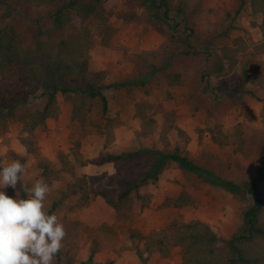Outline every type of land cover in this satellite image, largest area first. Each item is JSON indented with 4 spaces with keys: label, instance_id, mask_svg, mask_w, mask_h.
Returning a JSON list of instances; mask_svg holds the SVG:
<instances>
[{
    "label": "rangeland",
    "instance_id": "374dc122",
    "mask_svg": "<svg viewBox=\"0 0 264 264\" xmlns=\"http://www.w3.org/2000/svg\"><path fill=\"white\" fill-rule=\"evenodd\" d=\"M188 2L192 34L180 25L176 36L162 20L153 18L144 0H102L106 22L88 20L93 40L88 69L96 76L104 73L106 116L114 120L105 135L93 126L105 125L99 101L89 103L86 116L92 126L88 123L82 128L73 120V105L81 98L77 92L58 94L49 116L30 129V116L44 108L46 98L30 95L7 69L0 81V105L14 115L0 118V165L19 160L26 166L21 183L31 187L42 180L40 160L59 171L58 154L77 149L88 163L76 175L97 176L95 189H113L119 198L152 165L153 158L142 153L129 161L101 164L99 155L180 147L195 163L223 178L243 182L260 174L258 188L264 198V13L251 5L252 0H246L239 11V0ZM53 12L47 6L0 0L2 24L13 28L27 48L52 28ZM77 31L78 24H74L54 34L60 40ZM176 73L181 82L169 86L167 76ZM125 81L144 83L110 87ZM79 85L78 81L70 84ZM137 105L144 107L145 122L137 114ZM167 112L173 114L180 133L174 129L164 135ZM216 124L229 134L236 126L241 129L242 153L234 151L232 144L212 142L209 130ZM59 174V180L49 185L46 211L72 180L68 174ZM5 191L15 196L12 188ZM181 192L190 196L189 205L179 209L164 205L165 199ZM138 195L150 197L146 207ZM130 196L131 209L110 206L100 196L85 207L79 206L76 197L64 200L53 211L67 233L54 264H89L93 242L97 252L91 264H178L179 251L166 256L148 253L139 236L160 231L174 220H198L224 245L237 233L243 212L251 204L247 196L231 195L174 166L162 173L156 185ZM133 232L139 236L132 237Z\"/></svg>",
    "mask_w": 264,
    "mask_h": 264
},
{
    "label": "trees",
    "instance_id": "16d2710c",
    "mask_svg": "<svg viewBox=\"0 0 264 264\" xmlns=\"http://www.w3.org/2000/svg\"><path fill=\"white\" fill-rule=\"evenodd\" d=\"M21 5L30 4L35 7L47 6L54 9L52 14L53 26L45 31V37L38 40L34 47L27 48L23 45L18 33L11 27L2 24L3 16L0 15V81L5 76V71H12L18 78L15 80L26 89L32 96H43L46 98L44 108L30 116V129L44 121L52 111V105L58 94L77 92L80 95L79 102H75L72 109V118L82 128L89 123L87 112L90 110L89 103L99 101L101 112L105 118V125H93L101 135L110 132L113 119L106 116L108 102L104 94V73L97 76L88 69V50L92 44L91 30L87 26L88 20L97 19L104 24L106 14L103 10L102 0H16ZM154 19H160L170 29L179 35V26L185 31L193 33L190 27L189 0H144ZM246 0H239L238 11L245 8ZM251 5L257 11L264 13L263 0H252ZM78 24V31L68 33L65 38L58 40L55 31ZM188 43L187 39L184 42ZM188 47V45H187ZM189 48V47H188ZM154 73V72H152ZM72 81H78L79 86L71 87ZM181 82L179 73L167 76L169 86H175ZM144 82L125 81L112 84L110 87H126L131 85H142ZM88 104V105H87ZM137 114L145 122L144 107L137 105ZM13 116L12 110L5 111L0 105V118ZM164 135L179 128L174 124V116L171 112L165 114ZM149 123V122H147ZM146 123V124H147ZM89 125H91L89 123ZM92 126V125H91ZM212 142L219 145L232 144L234 151L242 153L244 139L241 129L236 126L232 133H226L221 125L216 124L209 130ZM162 135L161 138L166 139ZM186 142V141H185ZM77 146H79L77 144ZM142 153L152 156V165L145 170L139 180L129 183L123 193L116 198L113 189L97 190L95 186L99 183L97 176L81 174L76 175L78 168L85 166L88 161L73 150L71 154L59 153V171L47 160L38 162L41 179L48 185L59 180V173L71 176L72 180L65 184L59 198L52 202L49 214L64 201L77 198L80 207L87 206L90 201L100 196L105 202L113 207L131 209L133 200L132 192L141 188L156 185L164 171L172 166L189 173L197 175L204 183L217 186L231 195L247 196L251 200L242 215V222L235 235L219 244L218 236L205 223L193 220L184 222L172 221L167 227L160 231L150 233L148 236H139L133 232L132 237H140L145 250L148 253H159L168 255L172 250L179 251L178 264H264V198L259 191V181L262 176L236 182L218 176L213 171L201 167L188 155L187 151L180 147H174L172 151L160 149H139L136 151L122 152L119 154H101L99 163L107 161H129ZM19 198H27L24 188L18 184ZM146 207L150 202L148 195H138ZM191 203L190 196L184 192L173 198H167L164 205L179 209ZM97 252V243L93 242L88 256L89 264L92 263ZM138 256L143 261L142 254L137 250ZM60 252L56 255L59 259Z\"/></svg>",
    "mask_w": 264,
    "mask_h": 264
},
{
    "label": "clouds",
    "instance_id": "9594fccd",
    "mask_svg": "<svg viewBox=\"0 0 264 264\" xmlns=\"http://www.w3.org/2000/svg\"><path fill=\"white\" fill-rule=\"evenodd\" d=\"M26 166L19 160L0 165V264H54L66 237L56 213L45 210L51 191L43 180L22 185ZM27 198H17V185ZM12 188L15 196L6 194Z\"/></svg>",
    "mask_w": 264,
    "mask_h": 264
}]
</instances>
